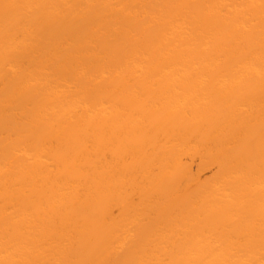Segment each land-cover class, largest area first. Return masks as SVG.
<instances>
[{"label": "rangeland", "instance_id": "obj_1", "mask_svg": "<svg viewBox=\"0 0 264 264\" xmlns=\"http://www.w3.org/2000/svg\"><path fill=\"white\" fill-rule=\"evenodd\" d=\"M124 1L89 0L95 8L83 13L85 0H73L70 10L37 20L32 39L23 43L29 49L16 53L18 66L7 65L0 71V102L10 97L0 113V159L15 164L20 156L5 150L18 140L35 145L52 138L44 146L38 170L51 178L66 175L75 180V200L53 209V219L44 229L47 239L70 243L60 256L48 257L54 243L35 237L42 229L37 228L36 219L28 216V222L35 224L32 244L39 247L35 253L39 262L29 264H93L95 259L96 264H168L184 259L188 245L194 246L187 252L190 259L223 255L233 260L264 261V205L259 208L260 200H264V183L249 179L251 174H264V0H222L210 11L205 6L214 0L182 2L175 9L183 23L175 36L163 40L156 33L167 26V21L146 22L143 10L133 17L125 12L111 13L110 7L114 9ZM162 3L149 0L147 7L156 10ZM136 4L141 6L143 1L137 0ZM4 7L0 1V9ZM94 19L100 20L97 27H93ZM231 29L234 31L228 33ZM127 31L133 33L127 36ZM25 38L22 34L16 36L20 43ZM87 39L94 50L85 54L80 46ZM169 44L164 59L177 61V69L187 71L184 81L179 76L177 84H144L142 72H137L130 83L116 88L108 86L116 84L112 74L95 77L100 66L111 60L131 64L134 58L125 53L132 45L147 49ZM53 48L58 53L47 58V82L57 79L51 76L54 70L81 67V74L74 75L73 82H61L62 94L85 93L93 99L100 92L109 102L118 103L117 128L121 131L114 135L104 129L97 131L100 125L93 119L82 128L89 137L82 145L75 136L71 143H64L71 124L33 133L30 116L39 92H32L24 100V91L9 83ZM71 54L74 60L69 58ZM246 55L254 59L255 70L242 73L235 84H229L231 76L243 68L240 58ZM141 57L145 62L151 59L149 54ZM200 70L206 75L193 84ZM93 112L99 113V109ZM81 115L82 108L77 107L70 120ZM129 120L133 127L126 126ZM189 129L194 131L191 146L198 153L194 157L181 154L177 164L180 171L170 176L176 167L169 153ZM96 142L114 143L96 151ZM76 150L85 155L81 162H55L63 153ZM204 151L238 159V168L216 181L218 164L200 168L206 161ZM250 153H254V161L248 158ZM171 177L177 185L171 181L170 185L159 183ZM113 179L116 189L101 193L100 184ZM7 184L14 203L1 212L2 218L11 216L22 205H34L31 195L50 186L49 182L32 181L28 190L19 191L17 183ZM2 194L0 190V197ZM246 213L259 216L248 220L243 216ZM60 226L71 230L60 232ZM197 227L201 229L195 231ZM17 232L10 228L7 237ZM110 245L116 248L106 254ZM7 256L4 253L1 258Z\"/></svg>", "mask_w": 264, "mask_h": 264}, {"label": "bare ground", "instance_id": "obj_2", "mask_svg": "<svg viewBox=\"0 0 264 264\" xmlns=\"http://www.w3.org/2000/svg\"><path fill=\"white\" fill-rule=\"evenodd\" d=\"M4 4V8L0 9V71L2 67L10 65L12 67L18 66V54L19 50L21 52H26L29 47L23 44L25 41L31 40L32 30L34 24L39 19H50L57 16L58 12H65L70 10L73 0H0ZM137 0H125L122 5L111 8L112 14H120L122 12L127 13L133 17L139 10H143L147 14L146 22L151 20L167 21V26L163 27L156 33V37L160 40L173 37L178 33V28H180L183 21L179 19L176 6H179L182 2L190 0H163L162 6L156 10H150L147 7L149 0H142L143 4L138 6L136 4ZM222 0H214L206 4L205 10L210 11L214 6L221 2ZM89 0H85V8L83 13L91 11L95 6L88 3ZM100 23L99 19H94L92 24L93 27H97ZM234 29L228 30V33L233 32ZM133 32L127 31V36H130ZM17 34H22L25 40L20 43L16 39ZM175 34V35H174ZM24 39V38H23ZM82 47L85 54L91 53L93 48V43L86 40ZM171 45L168 46H154L152 48L142 49L138 45H132L127 49L125 56L132 57L134 60L129 65L118 63V61L111 60V62L101 65L98 72L95 73L96 78H100L105 74H112L116 77V84H108V86H114L118 88L120 84H128L131 78L137 72H142V77L144 78V84H177L178 77L181 80H186L188 73L187 71L180 72L177 69V61H166L164 59L165 52L170 49ZM57 51L53 48L42 53L36 60L34 65L26 72H21L17 74L10 86H15L21 91H24L23 99L27 100L28 95L32 92H39V96L36 98V104L34 110L31 113L30 119L34 124L33 133L35 135L41 133L46 128L53 125L62 126L71 124L70 133L64 138V143H71L73 136L76 137L79 145L86 143L89 137L83 134V127L90 124L93 119H97L99 126L96 127L97 131L110 132L113 135L121 131L118 127V120L116 113L120 110L118 103L109 102L106 97L100 92L97 93L95 98L88 99L85 93L65 96L62 94L61 82L69 83L75 76L81 74V67H77L74 70L59 71L54 70L51 72V76L57 77L54 81L47 82L46 68L48 67L47 58H53L57 56ZM149 54L151 56L150 61L145 62L142 55ZM69 58L75 59V55H69ZM240 64L243 67L238 74L231 76L229 84H235L239 76L242 73L251 72L255 70L253 67L254 59L251 56H242L240 58ZM178 72V73H177ZM55 73V74H54ZM237 73V72H236ZM75 75V76H74ZM206 72L200 70L194 75L195 81L193 84H197ZM74 76V77H73ZM55 77V78H56ZM73 82V81H72ZM74 83L77 84L75 81ZM221 84V83H219ZM107 87V86H106ZM129 97L133 98V94L128 93ZM147 100V98H143ZM10 100V97H4L0 102V113L4 111V105ZM26 103V102H25ZM82 108V115L79 118L71 121L72 111L77 108ZM99 109V113L93 112V109ZM109 112L108 115L105 113ZM106 118V121L105 119ZM132 120L126 123V126L133 127ZM187 134L181 139L179 146L174 148L169 153V160L175 163L174 171L169 175L178 173L180 168L178 167V161L181 154H187L190 157H194L198 153L196 147L191 146L193 140V133L191 129L186 131ZM52 140L48 138L46 141H39L35 145H30L25 140H18L17 142L10 145L5 152H15L20 157L15 162V164H8L5 160L0 159V173L3 175L0 177V190H3V194L0 197V264H29L34 262H39L37 260V250L38 245L32 244V234L35 224L32 225L28 222L27 217L36 219L38 222L37 228L39 230L35 235L40 241L44 242L46 240L54 243L53 249L47 254L48 257L60 256L66 245L70 242L65 239H47L45 236V228L49 225L50 221L53 219L52 210L57 207H63L67 203H71L75 200L72 195L73 188L72 182L75 180H70L66 175L60 176L59 178H51V176L38 170V163L44 158V146L46 142ZM114 142L105 143H95L96 151H101L109 147V145ZM79 147V146H78ZM264 150V149H263ZM206 156L203 166L200 168H205L209 164H218L219 171L214 177V180H222L231 171L238 168L239 160L232 158L228 159L222 157L218 154L211 153L209 151H204L203 156ZM85 157L81 150H76L72 154L63 153L59 158H55V162L60 165L62 163L77 164ZM202 157V156H201ZM251 161H254V153L248 155ZM202 160V158H201ZM71 164V163H70ZM69 164V166H70ZM177 165V166H176ZM92 174H88V177ZM171 177L167 182L165 180L159 182L161 184L177 185V180ZM167 178V177H166ZM250 180H255L264 183V174H251ZM32 181H37L39 184L50 183L48 190H41L31 195L34 201V205H22L20 208L14 212L11 216L2 218L1 212L14 203V197L10 195L9 186L7 183L15 182L18 184L19 191L28 190L30 183ZM116 180H110L100 184V192H109V190H115L117 187ZM158 183V182H157ZM264 205V200L261 199L259 203V208ZM243 216L252 220L254 217L259 216L257 213H246ZM190 215H187V219H190ZM206 225H208L206 223ZM18 231L16 234L7 237L8 229ZM201 228L197 227L194 230L198 231ZM60 232H67L71 228L60 226L58 227ZM7 239L5 242L4 240ZM31 239V240H30ZM115 245H110L106 254L112 253L115 249ZM193 245L186 246V251L183 252L184 259H176L170 261L168 264H264V261L248 258V259H237L233 260L226 258L223 255H211L207 259H190L188 257V250L193 249ZM248 254L252 253L250 248L247 249ZM7 253V258L2 259V254ZM97 259H95L93 264H96ZM144 264H152L150 262H145Z\"/></svg>", "mask_w": 264, "mask_h": 264}]
</instances>
